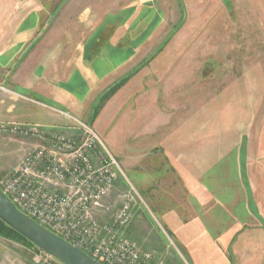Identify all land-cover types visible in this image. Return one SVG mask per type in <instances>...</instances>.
<instances>
[{"label": "rangeland", "instance_id": "obj_1", "mask_svg": "<svg viewBox=\"0 0 264 264\" xmlns=\"http://www.w3.org/2000/svg\"><path fill=\"white\" fill-rule=\"evenodd\" d=\"M93 1L102 3L86 21L65 27L43 0L32 53L37 91L26 94L62 107L54 88L75 78L74 41L86 46L103 24H123L110 37L116 46L95 58L93 87L69 82L64 105L123 172L102 219L129 196L133 217L122 234L161 260L264 264V0ZM106 60L122 68L108 70ZM106 81L116 88L104 95ZM0 264L59 262L0 235Z\"/></svg>", "mask_w": 264, "mask_h": 264}, {"label": "built area", "instance_id": "obj_2", "mask_svg": "<svg viewBox=\"0 0 264 264\" xmlns=\"http://www.w3.org/2000/svg\"><path fill=\"white\" fill-rule=\"evenodd\" d=\"M65 115L71 124L64 129L0 121V136L31 141L0 178L1 190L22 213L99 263L164 264L122 234L133 217L132 197L102 219L104 200L123 172L91 125Z\"/></svg>", "mask_w": 264, "mask_h": 264}, {"label": "crops", "instance_id": "obj_3", "mask_svg": "<svg viewBox=\"0 0 264 264\" xmlns=\"http://www.w3.org/2000/svg\"><path fill=\"white\" fill-rule=\"evenodd\" d=\"M18 1L0 0V87L3 88H0V121H15V123L36 124L45 127L55 126L64 129V127L70 123V120L66 119L65 114L76 117L73 110L64 106L66 103V94L72 90H69L68 88L71 80H69V82L68 80L67 82H59L55 85L54 89L57 93L55 102L62 107L50 103H44L26 94L28 90L37 91L33 87V78H35L34 75H36L39 68L36 69L38 66L36 61L37 57L32 53L37 43V38L34 36L42 26V20H40L36 13L38 10L40 11L44 5L43 0H34L35 3L29 2L30 4L27 3L26 0H22V2ZM51 1L53 2L51 4L52 12L53 10H56V15L59 17L57 18V23H61L65 27L74 25L76 20L79 19L81 21H86L88 11L98 8V5L102 3L99 1L91 2V0ZM115 10L116 9L113 11ZM117 10H119V8H117ZM117 12L119 11H115V13ZM101 22L102 16H99L97 23H93L94 26L92 25V22H90L89 26H93L91 30L99 28ZM116 23L114 25L108 22L103 24V26L97 31L96 36L92 38L93 40L91 39L90 43L86 46H84L86 39H78V42L74 41L77 45L76 53H79V57L74 66L79 78H76L75 74L76 79L74 78L71 83H74L75 80H77L91 88L93 87L94 83L97 81L96 77H98V73L94 69L96 68L95 60L101 58L98 55H102L104 50H111L116 46L111 43L110 37L121 26L124 27L123 24ZM115 25H117V28H115ZM41 39L42 38L39 40ZM107 44L110 45L107 46ZM117 45L123 47L122 43H117ZM118 51L120 52H117V56L114 60L122 59L121 56L123 51L120 49ZM100 60L102 61V59ZM108 61L110 60L104 61L103 64L107 67L106 69L115 70L118 68L115 67L116 61ZM93 64H95V66ZM121 68L119 67L117 72H119ZM46 69L48 68H45V70ZM116 75L117 73L114 74L113 77ZM64 77L65 76H63L62 79L66 81ZM108 81L103 83L100 91L103 92L107 89L108 84L113 80L110 82ZM30 110H32V113L27 115V117L21 115ZM2 139L10 142H2ZM1 142L3 148L0 152V172L4 171V173H6V171H9L18 163L19 159H21L23 154L29 149L31 141L7 137L0 138V145ZM106 200H109H104L107 204L108 202ZM167 259L168 258L165 259L164 264H183V261L178 260L176 256H174L170 262Z\"/></svg>", "mask_w": 264, "mask_h": 264}, {"label": "water", "instance_id": "obj_4", "mask_svg": "<svg viewBox=\"0 0 264 264\" xmlns=\"http://www.w3.org/2000/svg\"><path fill=\"white\" fill-rule=\"evenodd\" d=\"M0 220L59 264H102L22 213L1 188Z\"/></svg>", "mask_w": 264, "mask_h": 264}, {"label": "trees", "instance_id": "obj_5", "mask_svg": "<svg viewBox=\"0 0 264 264\" xmlns=\"http://www.w3.org/2000/svg\"><path fill=\"white\" fill-rule=\"evenodd\" d=\"M122 81V80H121ZM120 81V82H121ZM119 82V83H120ZM117 85V84H116ZM114 88H116V86H112L110 87L109 89H106V92L104 95H106V93H108V91H111L113 90ZM0 235H5L6 236H10V237H15L17 238L18 240H21L23 241L24 243H27L28 245H30L32 248L34 246H32V244L30 242H28L26 239H24V237H22L20 234H18L17 232H15L13 229H11L10 227H7L5 223H3L1 220H0Z\"/></svg>", "mask_w": 264, "mask_h": 264}]
</instances>
